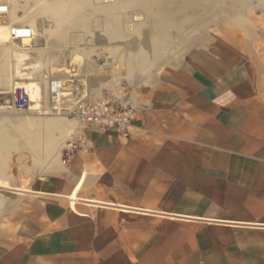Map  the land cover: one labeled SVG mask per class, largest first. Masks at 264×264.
Segmentation results:
<instances>
[{
  "label": "crops",
  "instance_id": "1",
  "mask_svg": "<svg viewBox=\"0 0 264 264\" xmlns=\"http://www.w3.org/2000/svg\"><path fill=\"white\" fill-rule=\"evenodd\" d=\"M211 39L212 53L202 40L178 65L124 80L118 96L136 110L127 142L86 130L88 153L12 193L0 219L21 203L14 194L26 207L0 239V264H264V59ZM5 70L0 57L11 89ZM103 82L89 89L121 85Z\"/></svg>",
  "mask_w": 264,
  "mask_h": 264
},
{
  "label": "bare ground",
  "instance_id": "2",
  "mask_svg": "<svg viewBox=\"0 0 264 264\" xmlns=\"http://www.w3.org/2000/svg\"><path fill=\"white\" fill-rule=\"evenodd\" d=\"M136 2L142 4L141 12L134 16V20L141 22L137 25L132 23L133 27L130 25L133 28L131 30L134 31L132 34L136 38L122 45L114 39L119 37L121 40L123 35H126V32L121 33L120 28L118 29V23L124 17L120 14L115 16L112 12L114 9L123 8L124 4L120 0H0V3L9 5L5 21L0 20V57L6 68L7 83L9 88L11 85L12 88L14 86V88L25 89L30 105L25 111L41 116L36 120L31 117L22 120L21 124L15 126L18 133L7 128L0 130V213L10 206L12 193L31 191L27 178L22 179L21 185L16 182L9 162L11 154L23 148L21 145L26 144L24 148L34 153L32 171L28 172L29 178L40 175L43 170L64 167L62 151L68 136L76 126V121L68 118L67 113L51 112V99L46 91V84L51 76L55 74L65 76L64 79L69 81L73 77L87 76L94 84L97 80H104L110 81L114 86L120 85L124 79L136 84L142 83L150 72L151 66L156 67L154 59L151 64L146 60L147 53L152 55L148 43L162 46L168 38L173 43L171 45L180 46L181 43L184 46L198 26L213 17L220 16L224 8L223 0H140ZM260 2L264 5V0ZM246 3L248 4V0L243 1L244 5ZM28 7L32 9V13L28 12ZM86 7L91 8L94 13H103L111 24L115 22V33L106 29L98 34L101 38L100 42L81 45V42H86L88 36L93 34L89 25L83 21L82 13ZM11 26L32 27L35 37L13 39L10 32ZM144 27L147 28L144 29ZM72 29L78 30L79 33L74 34L72 38L76 45H69L70 49L73 48L70 52H64L61 44L60 48L51 51H37L38 49L36 50L33 45L34 39L40 35L48 40L50 48L52 46L49 42L52 40L49 39L52 36L56 39L66 38ZM99 45L103 46V49H100ZM171 45L166 46L168 56L175 52ZM94 69L105 73L95 75ZM91 70L92 75L89 74ZM44 74L46 75L43 77ZM86 84L88 85V82ZM11 89L0 88V94L12 93ZM6 108L0 101V110ZM10 111H1L0 114H7ZM3 122L6 121L0 123ZM68 198L75 200L78 197L71 194Z\"/></svg>",
  "mask_w": 264,
  "mask_h": 264
},
{
  "label": "rangeland",
  "instance_id": "3",
  "mask_svg": "<svg viewBox=\"0 0 264 264\" xmlns=\"http://www.w3.org/2000/svg\"><path fill=\"white\" fill-rule=\"evenodd\" d=\"M120 1L122 4H124L122 6L123 8L119 10L114 9L112 12L114 13L115 16L120 14L124 17V19H122L118 23V29L120 28L119 30L121 31V33L126 32L125 33L126 35L125 36L123 35V38H121V40L119 37H116L114 39V41H118L119 44L123 45L124 42L126 41L128 42L136 38L132 34L134 33V31H132L131 29H133L132 28L133 25H137L138 23L141 22V21L134 20L135 18L134 16L137 13L141 12L142 4H140L139 2H136L140 0H120ZM243 1L244 0H223L224 8H223L222 14L218 17H213L212 19H209L206 22H203L200 26H198L197 30L191 33V36H189L184 46L181 45V43H180V46L177 44L171 45L173 43H171V40H169L168 38L162 46L161 45L155 46L151 44V42L148 43V46H150L152 55L150 56L147 53V59H146L147 62L151 64L153 63L151 62L152 59L156 61V67L151 66L153 69H156L159 66L161 67L163 64H165L167 61H170V60H176L174 61V66L178 65L180 61L185 57V56H182L178 59L181 50H184V48H188L189 46L199 43L202 40H206V39H209V40L206 44L207 46L206 50L204 49V51L212 53L213 51H211V49L213 48L214 43H212L211 37H214L215 35H218V34L222 35V39L220 40V46H219L220 50H232L235 48L237 50H240L241 53L244 55L258 54L264 59V5L260 2V0H248V4L246 3L245 5L243 4ZM27 10L29 13H32V9L30 7H28ZM82 17H83V21H85L89 25L93 34L88 36L86 42H81V45L95 44L96 42H100L101 38L98 37V34L103 33L106 29H109L111 33L112 31L115 33V30H114L115 22L111 24V22L108 21V19L103 13H94L91 10V8L86 7L84 12L82 13ZM146 28L147 27H144V29ZM77 33H79L78 30L73 31L72 29L69 31V35L66 38L56 39L54 36H52V38L49 39V40H52L49 42L50 45L52 46L50 48L48 47V40L45 39L44 37H40L39 35L38 38L34 39L33 45L36 48V50L38 49L37 51H41V50L51 51V50L57 49L58 47L60 48V44H61V48L63 49L64 52H67V51L70 52L73 48L70 49L71 47L69 45L70 44L76 45L75 42L72 41V38L74 34H77ZM169 44L173 46L175 51H179V50L180 51L176 53L173 52L171 56H168L167 55L168 48L166 46ZM103 46H100L99 48L103 49ZM169 70H170L169 67L162 68L158 72H155L152 75V78H154L155 76L158 77L168 72ZM84 71H87V70L84 69ZM102 72L96 69L93 70V73L95 75L104 74ZM91 73H92V70H91ZM82 77H87V76H82ZM86 79L89 80V77H87ZM102 81L104 80H99V81L97 80L95 83H98V82L102 83ZM103 83L105 85H108V84L112 85L110 81L109 82L104 81ZM125 84L128 85L124 81L123 83H121L120 86L115 87L111 90L107 86L97 87V90L99 89L101 91V94H100L101 96L103 94H110V93H113L114 95L118 96V94L120 95L122 93V86ZM128 86L132 87L131 85H128ZM89 92H91V95L94 96L95 98L100 97L99 93L95 92V89L93 88L89 89ZM0 99H1L2 104H4L5 102L7 103L12 100V93L7 95L5 98H3V96H0ZM27 117L29 118L31 117L32 119L36 120L40 118L41 116L33 112L30 113L28 111L11 110L7 114L6 113L0 114V122L4 120L6 121V122H3L2 124L0 123V129L7 128L8 130L17 132L18 130H16L17 128L15 126H18L19 123L21 124V121L24 119H27ZM69 118L72 119L71 116H69ZM4 123L6 124V126ZM21 146H23V148H21L20 151H14L15 153L13 154V157L11 159L14 178L18 182V184L22 183V179L26 180L27 178L28 184L30 183L32 187H35L37 184L41 183L42 181L38 180V177H37L38 175L35 176L36 178L34 179L29 178L28 172L32 171L34 153H32L30 149L24 148L26 144H23ZM48 175L50 176L51 174L47 173L46 176ZM14 196H16L17 198L20 197L21 203L17 207H15L12 210V212L6 214L0 219V239H2L5 236H9L15 230V227L17 225L16 215L19 212H23L24 207H26L21 195L14 194Z\"/></svg>",
  "mask_w": 264,
  "mask_h": 264
},
{
  "label": "built area",
  "instance_id": "4",
  "mask_svg": "<svg viewBox=\"0 0 264 264\" xmlns=\"http://www.w3.org/2000/svg\"><path fill=\"white\" fill-rule=\"evenodd\" d=\"M8 10V4L0 3V20L5 21ZM10 32L13 39L35 37V31L29 26H11ZM75 78L73 77V79ZM82 78H85V83L80 81ZM73 79L69 81L61 76H51L47 82V92L52 104L51 112L67 113L79 125L78 130L68 137L62 151V160L66 165L76 153H88L92 148L86 130H113L123 142H127L136 119V110L126 99L113 93L95 98L89 92L86 77L77 78L80 82ZM126 89V85H123L122 91H126ZM4 106L7 108L0 111H25L28 109L30 105L26 90L15 87L12 92V100L4 103Z\"/></svg>",
  "mask_w": 264,
  "mask_h": 264
}]
</instances>
